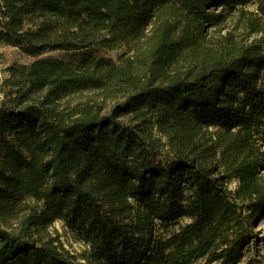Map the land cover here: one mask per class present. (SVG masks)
Wrapping results in <instances>:
<instances>
[{"label":"trees","instance_id":"16d2710c","mask_svg":"<svg viewBox=\"0 0 264 264\" xmlns=\"http://www.w3.org/2000/svg\"><path fill=\"white\" fill-rule=\"evenodd\" d=\"M0 44V264H264V0H0Z\"/></svg>","mask_w":264,"mask_h":264},{"label":"rangeland","instance_id":"374dc122","mask_svg":"<svg viewBox=\"0 0 264 264\" xmlns=\"http://www.w3.org/2000/svg\"><path fill=\"white\" fill-rule=\"evenodd\" d=\"M246 10H254V4H248L244 7ZM235 34H238L237 30H232ZM225 30L222 31L224 33ZM213 34V33H211ZM261 35V34H258ZM82 51H63V50H55L50 51L44 54V56H53V57H62L68 58L71 56H77ZM123 52L122 49H116L112 51H103L101 54L104 57L111 58L114 61H117L118 56ZM33 59L32 56L24 54L17 47L11 45L0 44V101L2 99V87L3 82L6 78L9 77V72L7 71V67L12 63H28ZM125 96L124 91L118 92L115 90L112 91H102V90H94V91H83L77 94H74L68 98V103L70 105H86V106H94L95 104H100L103 108L102 111L106 112L109 108L122 100ZM213 128H209L212 130ZM218 170H221L219 168ZM260 175L264 176V151L262 156V165L259 169ZM222 178L225 185H227L230 189H233L236 186V180L232 177L228 178L227 175L222 174ZM12 226H15L16 221L12 220L9 222ZM256 230L259 232V236L264 235V217L261 219L260 224L256 227ZM42 236H49L56 244L64 248L68 251V253L72 254L77 260L80 255L87 251V247L84 243L75 240L68 229L63 225V221L58 219L53 222L51 225L46 227L41 233ZM260 247V256L264 257V242L259 243ZM244 260V259H243ZM264 263V260H263ZM242 264V263H240Z\"/></svg>","mask_w":264,"mask_h":264}]
</instances>
